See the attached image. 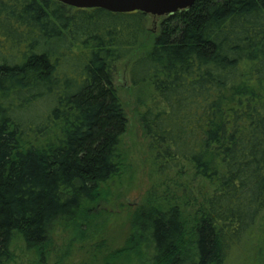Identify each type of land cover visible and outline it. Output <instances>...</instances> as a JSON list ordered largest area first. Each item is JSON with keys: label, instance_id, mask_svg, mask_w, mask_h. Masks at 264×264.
<instances>
[{"label": "trees", "instance_id": "trees-1", "mask_svg": "<svg viewBox=\"0 0 264 264\" xmlns=\"http://www.w3.org/2000/svg\"><path fill=\"white\" fill-rule=\"evenodd\" d=\"M119 61L144 106L152 182L115 243L102 204L129 167ZM54 96L45 126L13 110ZM260 218L264 0L161 16L0 0V264H21L17 250L26 264L81 250L76 264H225Z\"/></svg>", "mask_w": 264, "mask_h": 264}, {"label": "rangeland", "instance_id": "rangeland-1", "mask_svg": "<svg viewBox=\"0 0 264 264\" xmlns=\"http://www.w3.org/2000/svg\"><path fill=\"white\" fill-rule=\"evenodd\" d=\"M152 21L153 18L150 19L149 28L154 31L156 27ZM82 65L83 60H79L78 57L70 63L73 69L80 68ZM127 76L126 63L117 62L114 67L113 81L128 116V127L122 137L121 149L125 152L126 163L129 167L115 178L111 184V197L107 204H102L110 211L105 227L109 239L118 238L115 243L121 242L119 237L126 232L129 211L137 206L152 182L148 160V139L138 120V114L143 111L144 106L136 102L135 92L131 89ZM56 101V96H54L39 103H32L25 108H13V110L21 120L26 122L37 120L45 126L46 121L49 123L48 117L51 116L50 113ZM58 242L60 243L61 240L59 239ZM82 253V250L81 252L74 251L72 263L76 264ZM16 254L18 255L17 260L21 264H26L24 255L18 250ZM225 264H264V219L260 218L246 239L229 251Z\"/></svg>", "mask_w": 264, "mask_h": 264}, {"label": "water", "instance_id": "water-1", "mask_svg": "<svg viewBox=\"0 0 264 264\" xmlns=\"http://www.w3.org/2000/svg\"><path fill=\"white\" fill-rule=\"evenodd\" d=\"M76 8H103L110 12L141 11L149 15H167L187 9L195 0H58Z\"/></svg>", "mask_w": 264, "mask_h": 264}]
</instances>
